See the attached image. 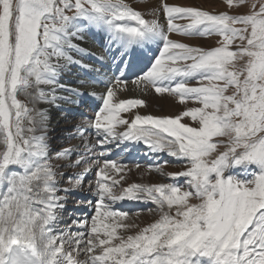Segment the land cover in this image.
Returning a JSON list of instances; mask_svg holds the SVG:
<instances>
[{"label": "snow or ice", "instance_id": "obj_1", "mask_svg": "<svg viewBox=\"0 0 264 264\" xmlns=\"http://www.w3.org/2000/svg\"><path fill=\"white\" fill-rule=\"evenodd\" d=\"M137 2L144 10L126 0H0V264H264V0H223L228 10L219 12L174 0ZM92 29L106 36L119 69L103 81L94 119L83 121L96 143L77 124L70 136L81 134L84 154L50 148L47 110L36 105L68 99L57 88L83 95L58 84V75L67 64L90 67L69 51L83 52L73 38ZM174 33L219 39L215 46L190 45ZM134 67L140 74L133 83L198 106L175 116L124 118L146 103L117 98ZM116 139L185 161L183 171L167 177L186 178L187 187L121 186L126 166L104 152L88 163L96 146ZM65 167L80 169L69 175L70 187L60 186ZM93 169L95 214L58 227L69 194ZM125 199L153 203L155 218L140 226L109 203Z\"/></svg>", "mask_w": 264, "mask_h": 264}, {"label": "rangeland", "instance_id": "obj_2", "mask_svg": "<svg viewBox=\"0 0 264 264\" xmlns=\"http://www.w3.org/2000/svg\"><path fill=\"white\" fill-rule=\"evenodd\" d=\"M131 2H134L135 5L138 6V4H141L140 6H138V9L140 8L141 10H144V4L142 3H138L137 0H129ZM171 2V0H170ZM174 2H178V3H182V4H195V5H200L203 6L204 8H208V9H212L215 11H218L219 9H226V6L223 3V0H174ZM187 21H183V20H179L177 21V23H186ZM95 30V29H94ZM198 37V36H197ZM172 38L176 39L180 42H184V43H188L190 45H203V46H212V44H214V42H216L218 40V38H215L214 35L210 36V37H192V38H185L180 36L179 33H174L172 34ZM76 44V43H75ZM103 46V45H102ZM81 48V45L79 46ZM107 47V46H106ZM105 47V48H106ZM75 51H69V55H71L72 57L77 59V56H74ZM130 82V81H129ZM127 83L126 85H120V89L124 90V92H126L127 95H129L130 97H137L138 99H145V109H141V113L142 114L144 112L143 115H147V114H151V115H155V116H175L177 114H179V112L183 111L185 109V107H195L198 106L192 102H188L187 105H183L180 104L177 100V98L172 97L168 94H157L154 89L151 86L147 87V91H146V86H142L140 87L137 83ZM190 83L195 84L196 81H190ZM23 100H25V98H22ZM194 105V106H193ZM31 107V105H29ZM138 108V107H137ZM135 108V109H137ZM183 123H187L190 124L191 126H195V122L191 121V118H184L182 120ZM58 140V138L56 139ZM57 150L60 147H55ZM51 155H54V153H50ZM56 161V160H55ZM67 160L63 161L66 163ZM57 163H61V161H57ZM184 166H165L160 168L161 171L158 172L155 169L157 167H154V169L151 170L152 173H149V177L148 178L150 181H154V182H159V183H168V180L166 179V173L169 172H174V171H180L186 167V164L183 163ZM183 164H179V165H183ZM63 168H60L59 171H61ZM137 172V170H135ZM235 171H241L240 169H235ZM163 173V174H161ZM133 176L131 173L127 174L125 173V176ZM137 178L140 179L141 176L143 177L144 175L141 173H137ZM232 175H236V174H232ZM136 179V178H135ZM133 180V179H131ZM123 183V181H122ZM152 213V214H151ZM149 215H145V214H138V219L136 218L137 214L134 215H130L134 218L135 223L139 224L140 226H143L145 223L151 222V220H153L155 218L154 216V211H152Z\"/></svg>", "mask_w": 264, "mask_h": 264}, {"label": "bare ground", "instance_id": "obj_3", "mask_svg": "<svg viewBox=\"0 0 264 264\" xmlns=\"http://www.w3.org/2000/svg\"><path fill=\"white\" fill-rule=\"evenodd\" d=\"M92 30H94V29H92ZM87 34H88V32H85V33H82V39H79V38H73V43H76L77 45H81V49H83L84 51L82 52L83 54H85V55H93L94 54V56L95 55H100V54H102V55H104V51H105V49H107V47L105 48V47H103L102 45H99V46H97L96 45V47H94L93 45H92V43H91V41L90 40H88V41H86L87 40ZM110 51H107L106 53H109ZM111 54H114V53H112L111 52ZM77 60H80L79 59V57H77ZM81 61V60H80ZM62 62H66V61H64V60H62ZM75 66H76V64H75ZM77 68V67H76ZM75 71H77V70H75ZM129 72H136V74L134 75V76H136V75H138V74H140L139 73V71H137V68H131L130 70H129ZM108 73H109V75H108V77L109 78H111V74H110V69H109V71H108ZM133 76H130L128 79H129V81L130 82H132V80H134V77L132 78ZM128 81V82H129ZM128 82H126V84L128 83ZM129 82V83H130ZM140 87H142L143 85L142 84H138ZM66 86H69V87H71V85L70 84H67ZM48 87V86H47ZM47 87H46V89H47ZM72 88H74V87H72ZM57 91H59V93H61V95L62 96H67L68 97V99H62V102H61V104H58L59 106H61V107H63L65 104H67L68 102H69V100H71V101H75V102H77V101H79V103H81V99H79V98H76V96L74 95V94H72V93H70V92H67V91H64V90H62V89H60V88H57ZM106 92V86H101L100 87V89H99V95H98V103H99V107H101V103H102V100L100 99V97L104 94ZM117 98L118 99H125V98H132V97H130L129 95H127L126 94V92H124V90H119L118 89V91H117ZM45 104V109L47 110V114H48V117H51V115H53V113H54V111L56 112V111H58L57 109V107L55 106V105H50V104H48V103H44ZM194 106V105H193ZM69 109H72V107L71 108H69ZM57 113V112H56ZM50 120L52 121V125L54 124V123H56V124H58L59 122H60V119L59 120H57V118L56 117H52V118H50ZM57 121H59V122H57Z\"/></svg>", "mask_w": 264, "mask_h": 264}]
</instances>
